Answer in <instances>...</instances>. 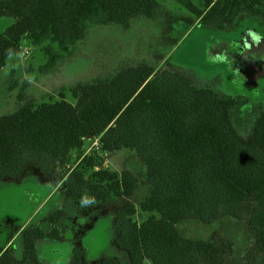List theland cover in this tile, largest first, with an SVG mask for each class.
Segmentation results:
<instances>
[{
    "label": "trees",
    "instance_id": "trees-1",
    "mask_svg": "<svg viewBox=\"0 0 264 264\" xmlns=\"http://www.w3.org/2000/svg\"><path fill=\"white\" fill-rule=\"evenodd\" d=\"M174 1L219 31L242 15L264 21V0ZM159 9L156 0L1 1L0 17L14 23L0 34V71L28 42L43 55L40 73H53L91 27L128 29L136 18L155 19ZM239 105L238 99L193 85L183 73L145 61L75 84L56 101L37 103L20 95L17 109L0 117V182L38 170L61 181L78 209L133 197L138 179L132 172L111 171L98 154L84 153L87 141L98 140L101 153L130 150L147 167L152 192L138 208H121L115 223L113 243L131 264H226L234 254L231 243L215 234L189 239L178 229L187 220L210 224L221 217L247 224L255 242L245 262L264 264V111L242 137L231 117ZM55 219L49 232L26 227L23 258L8 249L0 264H38L36 243L62 239ZM82 256L74 250L70 264H85Z\"/></svg>",
    "mask_w": 264,
    "mask_h": 264
},
{
    "label": "rangeland",
    "instance_id": "rangeland-1",
    "mask_svg": "<svg viewBox=\"0 0 264 264\" xmlns=\"http://www.w3.org/2000/svg\"><path fill=\"white\" fill-rule=\"evenodd\" d=\"M156 1L160 9L155 19L136 18L128 29L117 25L91 27L74 54L50 74L39 71L44 63L40 48L23 42L19 52L0 71V117L17 109L20 95L37 103L49 98L56 101L60 92L75 84L107 77L125 66L145 61L158 70L183 73L197 87H210L221 96L238 99L240 105L232 110V122L242 137L248 136L258 112L264 111V21L242 15L233 27L219 31L197 23L195 16L174 0ZM191 1L195 5L201 3ZM13 23V18L0 17V34ZM84 153L98 154L104 160L103 167L111 171L134 172L138 189L133 197L112 206L78 210L65 188L49 196L55 184L50 179L30 173L21 180L2 181L0 245L30 217V227L40 222L41 229L49 231L54 210L59 207L62 224H69L66 238L78 241L85 252V263L112 259L115 264H131L129 254L112 243L116 236L113 221L121 208L129 204L138 208L149 197L152 187L147 183V167L130 150L112 155L101 153L95 140L86 142ZM32 172L38 174L36 170ZM178 229L189 239L208 240L215 234L220 242L231 243L234 254L227 264H247L245 255L255 242L247 224L230 217L210 224L191 219ZM21 244L22 239H18L13 245L17 255ZM69 244L65 243V250L62 247L58 252L56 246L60 245L51 241L43 245L39 254L51 264H68L65 256Z\"/></svg>",
    "mask_w": 264,
    "mask_h": 264
},
{
    "label": "crops",
    "instance_id": "crops-1",
    "mask_svg": "<svg viewBox=\"0 0 264 264\" xmlns=\"http://www.w3.org/2000/svg\"><path fill=\"white\" fill-rule=\"evenodd\" d=\"M240 18V17H239ZM238 18V19H239ZM196 22L198 23V20H196ZM237 22V21H236ZM236 24V23H235ZM234 24V25H235ZM233 25V26H234ZM251 25H253V26H258V25H255V24H252L251 23ZM233 26H231V27H233ZM231 27H229V28H231ZM228 28V29H229ZM228 29H226V30H228ZM107 163H108V161H107ZM106 163V165H108ZM33 170H35V169H28L25 173H24V175L19 179V180H21V179H24L27 175H30V173H31V175H37V176H39L40 178H43V179H50V180H52V181H54V187H53V189H52V191H51V194L49 195V196H51L54 192H56L57 190L59 191V190H61L62 188H64L63 187V183L61 182V181H59V180H57V178H53V177H46V176H44V175H42L38 170H36V171H38L37 173L38 174H34L35 172H32ZM122 171H124V170H122ZM122 171H119V173L120 172H122ZM130 172H132V171H130ZM133 174H134V172H132ZM135 175V174H134ZM136 176V175H135ZM137 177V176H136ZM67 191V190H66ZM68 192V191H67ZM49 198V197H48ZM114 205V204H113ZM110 206H112V205H110ZM75 207V206H74ZM100 207H102V206H98V208L97 209H99ZM59 208V207H58ZM55 209L54 210V213H53V215H55L56 216V219H55V224H54V228H56L57 230H58V232H59V234H60V236L62 237V239L61 240H59V241H55L56 243H58V245H60V246H56V249H57V251L59 252L60 250H62V247H64V250H65V246H64V244L65 243H67V242H69V243H71V244H69L71 247H69L70 248V250L68 251V254L65 256V260H66V262L68 263V264H70V262H71V260H72V257H73V251L74 250H80L81 252H82V254H83V256H82V258H83V262L85 263L86 262V258H85V252L84 251H82V249H80V247H79V243H78V241L77 240H70V241H68V239L66 238V236H67V234H66V231L68 230V227L67 226H69V224L67 225H65V223H64V225L62 224V213L59 211V209ZM85 208H87L88 210H90L91 208H93V207H83V208H80V209H78V210H81V209H85ZM96 208V207H95ZM91 214H92V212H91ZM32 219V217H30L29 219H27L24 223H22L21 224V226L15 231V233H13V235H11L5 242H3L1 245H0V254H2L4 251H6V250H10L11 251V254L15 257V258H17V259H22L23 258V253H24V243H23V240H22V244H21V248H20V252H19V254L17 255V253H16V251L13 249V245L15 244V242L18 240V239H22V237H21V234H22V232H23V230L26 228V227H29L30 225H31V223L33 222V220H31ZM186 222V221H185ZM115 223H116V221H113V226L115 227ZM62 224V225H61ZM180 225V224H179ZM178 225V226H179ZM37 226H41V223L39 222V223H37ZM52 229V228H51ZM50 229V230H51ZM49 230V231H50ZM49 231H45V232H49ZM182 234V233H181ZM116 235H117V233H116ZM183 235V234H182ZM115 236V235H114ZM184 236V235H183ZM116 237V236H115ZM115 237L113 238V241H114V239H115ZM185 237V236H184ZM187 238V237H186ZM51 241H53V240H41V241H38L37 243H36V261H37V263L38 264H51L50 262H47L46 260H45V258L44 257H42V256H40V254H39V251L41 250L42 251V249H43V245H47L48 243H51ZM113 243V242H112ZM114 244V243H113ZM49 245H51V244H49ZM118 248V247H117ZM52 250H53V248H52ZM103 260H109V261H111L113 264H115V260H112V259H103ZM99 261H102V260H99ZM98 262V261H97ZM228 262V261H227ZM96 263V262H95ZM85 264H87V263H85ZM90 264V263H89ZM94 264V263H93ZM227 264V263H226Z\"/></svg>",
    "mask_w": 264,
    "mask_h": 264
},
{
    "label": "built area",
    "instance_id": "built-area-1",
    "mask_svg": "<svg viewBox=\"0 0 264 264\" xmlns=\"http://www.w3.org/2000/svg\"><path fill=\"white\" fill-rule=\"evenodd\" d=\"M96 141V145H98V140H95Z\"/></svg>",
    "mask_w": 264,
    "mask_h": 264
}]
</instances>
